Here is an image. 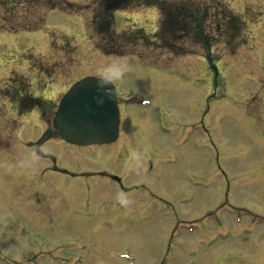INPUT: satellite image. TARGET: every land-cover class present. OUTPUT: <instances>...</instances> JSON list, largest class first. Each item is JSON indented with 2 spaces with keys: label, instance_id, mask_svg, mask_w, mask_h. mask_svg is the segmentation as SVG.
Instances as JSON below:
<instances>
[{
  "label": "rangeland",
  "instance_id": "rangeland-1",
  "mask_svg": "<svg viewBox=\"0 0 264 264\" xmlns=\"http://www.w3.org/2000/svg\"><path fill=\"white\" fill-rule=\"evenodd\" d=\"M66 1L86 8L79 14L51 10L48 0L31 4L23 16L41 21L32 29L10 27L13 20L0 16V215L10 217L0 228L14 227L16 213L26 205L23 197L38 196L41 203L50 197L59 212L65 196H78L68 188L87 183L94 196V189L106 186L100 177L86 180L53 168L55 156L59 169L88 172L98 168L99 155L96 148L71 150L57 139L40 143L45 124H39L42 129L33 114H20L26 109H11L16 76L31 82V74H39L34 85L39 91L53 85V93L43 95L54 107L74 80L99 77L106 65L117 63L127 67L123 78L112 82L119 92L120 132L132 137L127 131H134L139 142L144 135L151 149L140 164L128 168L122 167L125 155L121 161L107 159L108 169L114 163L112 172L126 174V191L114 193L118 206L92 203L83 207L85 217L79 208L71 209L70 238L85 243L87 264H264V0H217L225 4L227 25L230 13L244 21L234 22L242 37L239 53L229 55L227 48L235 47L222 43L207 49L184 45L192 51L185 55L126 43V49L137 52L125 57L97 48L101 37L88 26L91 0ZM198 1L203 2L199 15L209 13L206 38L226 31L229 26L222 23L215 1ZM159 16L155 7H130L114 13V28L137 36L153 34ZM39 112L52 111L40 106ZM87 152L88 160L69 157ZM139 185L144 188H132ZM230 203L243 210L230 211ZM43 207V214L50 211ZM47 237L49 247H64L62 232ZM40 239L37 235L34 244L17 245L36 247Z\"/></svg>",
  "mask_w": 264,
  "mask_h": 264
},
{
  "label": "flooded vegetation",
  "instance_id": "flooded-vegetation-1",
  "mask_svg": "<svg viewBox=\"0 0 264 264\" xmlns=\"http://www.w3.org/2000/svg\"><path fill=\"white\" fill-rule=\"evenodd\" d=\"M220 33L228 36L229 30L225 31L223 29L220 31ZM14 92L17 93V96L14 97V105L12 103L11 106V109L14 113H18L22 109L28 110L30 108V110L27 112L33 114V110L42 105L40 99L35 95L24 93L22 89L17 88L14 89ZM47 109L50 110V108ZM22 113L23 112L20 114ZM34 117L36 119L35 123L45 124L46 126L48 125V129L50 128L49 124L52 119L50 114L41 115L40 113L36 112ZM44 131H42V133ZM127 132L132 134L133 137H126L124 136L123 132H120L118 139L113 144L100 146L97 149L99 152H94L99 155L97 156L99 159L95 158L97 162L96 165L98 166V170L96 171L97 173H80L79 176L82 177L98 176L104 178L102 181L106 184V186H99L94 189V196L92 195V186H89L88 184L85 186L70 187L68 190L73 189L75 191L71 190L68 192H70L71 195H73L75 192L78 194V196H65V207L59 208V212L54 211V209L58 208H56L55 204L50 200V197H45L46 199H44V202L42 203L39 201L38 196H27L23 198L18 197L21 198V201H23L22 204L26 202V205L20 209L18 212L19 214L16 213L18 218L15 219L16 224L13 225L14 227L7 229L2 226L0 228V264H87V249L85 243L80 240L72 241L70 238V211L71 209L79 208L81 210L80 215L85 217L87 216V213L82 209L83 207L87 208V206L92 203L97 205L99 202H108L110 205L120 203L119 199L114 200V193L115 191L119 192V189L122 190V188H124L123 180L113 179L112 175H114V173L111 170L114 169L115 164H110L109 168H111V170L108 169L107 159L114 160V158L117 157L115 161H118L120 158L123 160V156L125 155L126 159L123 161L124 163L122 167L128 168V166H131L132 164L134 166L140 164L141 160L145 159L146 157V152L144 150L146 147L145 143L143 141H137L136 139L138 138L134 137L132 132ZM142 137L143 136L140 138ZM115 146L121 147L122 150H117ZM104 150H109L111 153L100 155V153H102ZM141 151L143 152L142 154ZM83 154L85 153H72L69 154L71 155L69 157L77 156L75 160H88L90 158V156L87 155L86 159H83ZM37 188L38 187H36V190ZM100 189L102 191H99ZM227 189H230V186H227ZM43 205H45L50 210L46 214H43L41 211L45 209ZM229 208L231 210H236L241 208V206L235 203H230ZM117 212L118 210L115 212V216L117 215ZM9 219L10 217L8 215H0V224L7 223ZM47 228H49L50 231L45 230ZM53 232H62L65 235L63 248H60V246H48L50 243V237L48 238L47 235L52 236L54 235ZM37 235H41L38 246L27 248L19 247L17 245L18 242H24L27 245H32L37 241ZM60 252H62L60 256L55 255V253Z\"/></svg>",
  "mask_w": 264,
  "mask_h": 264
},
{
  "label": "trees",
  "instance_id": "trees-1",
  "mask_svg": "<svg viewBox=\"0 0 264 264\" xmlns=\"http://www.w3.org/2000/svg\"><path fill=\"white\" fill-rule=\"evenodd\" d=\"M42 1L43 0H2V20L5 22L13 20L14 24L10 27L35 28L41 24V21L26 19L23 13H28L30 11L31 4L39 6ZM48 4L52 6L51 8L61 7L68 9L73 7L71 4L63 3L59 0H48ZM180 4L183 6L170 4L164 0H91L92 10L89 24L99 37H101V40H98L97 47L106 54L123 56L134 55L137 52L135 50L126 49V43L131 44V47H137L138 44H141L143 48L150 47L161 51L165 49L171 53L173 51L174 54L186 52L184 44L181 43L185 39L188 40V43L185 44L193 42L205 45L206 42L202 43L200 41V36H202L204 30V20L200 22L197 15L199 7L189 0L184 2L181 1ZM139 5H154L157 6L160 11L161 18L154 38L150 39V36L146 34L137 36L132 34V32L126 31L115 33L112 29V12L114 10L126 9ZM73 8L77 11L79 10L77 7ZM203 18L205 17H202V19ZM19 19L25 21L15 24V20ZM231 21L234 22L236 19L232 17ZM140 30L141 29H137L139 32ZM108 39H111L112 42L107 43L106 41ZM142 52V55L152 56L149 55V52ZM137 54L142 56L141 53ZM158 56L159 55H157V57Z\"/></svg>",
  "mask_w": 264,
  "mask_h": 264
},
{
  "label": "water",
  "instance_id": "water-1",
  "mask_svg": "<svg viewBox=\"0 0 264 264\" xmlns=\"http://www.w3.org/2000/svg\"><path fill=\"white\" fill-rule=\"evenodd\" d=\"M97 77L76 81L60 100L53 118L59 137L75 145L109 143L117 137L118 108L115 91L104 95L97 88ZM103 103H98L100 98Z\"/></svg>",
  "mask_w": 264,
  "mask_h": 264
},
{
  "label": "clouds",
  "instance_id": "clouds-1",
  "mask_svg": "<svg viewBox=\"0 0 264 264\" xmlns=\"http://www.w3.org/2000/svg\"><path fill=\"white\" fill-rule=\"evenodd\" d=\"M126 71L127 67L125 65H119L117 63L106 65L102 69L99 79L97 80L98 90H100L104 95H110V85L113 81L122 79ZM98 103H103L102 97L98 100Z\"/></svg>",
  "mask_w": 264,
  "mask_h": 264
},
{
  "label": "bare ground",
  "instance_id": "bare-ground-1",
  "mask_svg": "<svg viewBox=\"0 0 264 264\" xmlns=\"http://www.w3.org/2000/svg\"><path fill=\"white\" fill-rule=\"evenodd\" d=\"M242 96L245 97L244 94H243ZM115 147H116V149L119 150V151L122 150L121 147H117V146H115ZM92 148H94V147H92ZM100 151H101V150H100ZM97 152H99V151H97ZM87 155H88V152L85 153V154H83V155H82L83 159H86V156H87ZM116 158H117V157L114 158V161L116 160ZM99 191H102V190L100 189Z\"/></svg>",
  "mask_w": 264,
  "mask_h": 264
}]
</instances>
